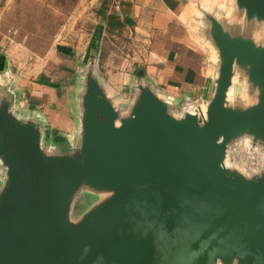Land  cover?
I'll return each mask as SVG.
<instances>
[{"label": "water", "instance_id": "obj_1", "mask_svg": "<svg viewBox=\"0 0 264 264\" xmlns=\"http://www.w3.org/2000/svg\"><path fill=\"white\" fill-rule=\"evenodd\" d=\"M191 1L214 62L199 104L178 110L143 70L119 103L92 42L75 140L50 141L18 115L1 69L0 264H264V166L247 175L227 161L239 139L264 151V0Z\"/></svg>", "mask_w": 264, "mask_h": 264}, {"label": "rangeland", "instance_id": "obj_2", "mask_svg": "<svg viewBox=\"0 0 264 264\" xmlns=\"http://www.w3.org/2000/svg\"><path fill=\"white\" fill-rule=\"evenodd\" d=\"M220 1L221 10L226 0ZM109 4L107 0V8ZM97 13L92 0H0V56L7 60L8 71L16 78L12 84L19 99L15 110L20 117L37 118L50 141L75 140L77 135L73 90L85 65L94 17L101 19ZM104 33L98 71L101 76L105 72L117 75L122 73L120 68L134 45L130 36L115 25L108 24ZM128 64L132 71L137 70L134 63ZM227 161L230 167L254 175L263 169L264 151L253 147L249 139H239ZM89 200L85 191L76 197L73 220L80 218Z\"/></svg>", "mask_w": 264, "mask_h": 264}, {"label": "crops", "instance_id": "obj_3", "mask_svg": "<svg viewBox=\"0 0 264 264\" xmlns=\"http://www.w3.org/2000/svg\"><path fill=\"white\" fill-rule=\"evenodd\" d=\"M103 2L92 0L96 12ZM109 2L111 5L106 16L97 13L101 19L94 17L90 44L96 42L100 45L107 25H110L106 18L110 14H116L119 21L128 20L122 28L117 27L130 36L134 45L120 68L122 73H103L110 93L117 97L119 103L126 104L131 100L138 70L144 71V79L151 82L161 96L172 98L178 110L186 101L203 99L208 95L214 62L209 46L198 33L191 0ZM130 61L138 67L135 72L128 64ZM7 64V60L0 56V71L8 70Z\"/></svg>", "mask_w": 264, "mask_h": 264}, {"label": "trees", "instance_id": "obj_4", "mask_svg": "<svg viewBox=\"0 0 264 264\" xmlns=\"http://www.w3.org/2000/svg\"><path fill=\"white\" fill-rule=\"evenodd\" d=\"M107 10H108V8L106 6V1L104 0L103 5L99 9L100 15L103 14V16H106ZM106 18H108L110 25H115L117 27L119 26L120 28H122L125 24L128 23V20L126 18H125V22L119 21V18H118V16H116V14H110Z\"/></svg>", "mask_w": 264, "mask_h": 264}, {"label": "built area", "instance_id": "obj_5", "mask_svg": "<svg viewBox=\"0 0 264 264\" xmlns=\"http://www.w3.org/2000/svg\"><path fill=\"white\" fill-rule=\"evenodd\" d=\"M201 100H202L201 98H196L193 101L195 104H199L201 102Z\"/></svg>", "mask_w": 264, "mask_h": 264}]
</instances>
